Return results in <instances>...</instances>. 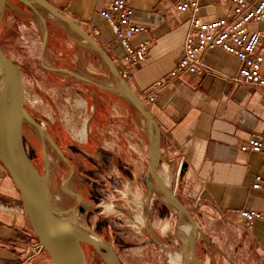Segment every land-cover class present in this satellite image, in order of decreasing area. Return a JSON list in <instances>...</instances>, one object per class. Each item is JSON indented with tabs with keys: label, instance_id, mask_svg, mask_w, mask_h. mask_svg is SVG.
Masks as SVG:
<instances>
[{
	"label": "crops",
	"instance_id": "1",
	"mask_svg": "<svg viewBox=\"0 0 264 264\" xmlns=\"http://www.w3.org/2000/svg\"><path fill=\"white\" fill-rule=\"evenodd\" d=\"M44 1L70 24L37 0H30L29 5L25 0H8V31L14 26L22 29V19L37 16L42 21L46 12L51 18L43 21L46 36L43 34L39 52L41 61L56 68L53 72L62 74L63 79L90 80L82 69L89 63L85 61L91 60L92 51L77 27L106 51L120 72H129L126 81L142 102V93L176 66L191 30L189 15H178L170 0H129L133 22L148 28L133 44L149 39L151 46L144 62L127 64L123 48L101 17L109 0ZM217 8L216 3L204 5V20L223 17V10L218 12ZM254 27L261 32L258 52L264 56V22ZM94 29L100 34L94 35ZM203 63L199 74L171 81L158 92L153 104L143 103L160 133L157 172L161 169L176 185L177 176L181 177L183 197L203 217L199 226L202 237L211 239L212 247L224 256V264H264V223L248 228L240 216L242 210L264 214V192L253 190L256 176L264 179V159L240 150L251 137L264 138V93L236 81L241 62L221 49L206 53ZM147 141L149 158V138ZM152 184L157 186L154 181ZM21 208L18 189L0 161V264H53L45 250L34 252L37 241ZM202 264L215 263L208 259Z\"/></svg>",
	"mask_w": 264,
	"mask_h": 264
},
{
	"label": "rangeland",
	"instance_id": "2",
	"mask_svg": "<svg viewBox=\"0 0 264 264\" xmlns=\"http://www.w3.org/2000/svg\"><path fill=\"white\" fill-rule=\"evenodd\" d=\"M217 9L224 8L218 5ZM4 17L0 42L6 55L20 66L24 108L31 118L24 119L22 127L26 151L45 177L53 206L103 241L122 264H178L175 258L184 249L188 220L146 184L150 160L144 118L125 100L101 88L116 84L95 53L90 52L91 60L82 69L88 81L63 79L53 72L56 68L41 61L39 52L46 36L43 21L51 18L49 14L44 12L42 21L37 16L22 19L21 31L17 26L8 31L7 9ZM102 160L105 172L98 170ZM158 173L164 177L161 169ZM177 179V185L170 180V189L197 225L196 264L208 259L224 264V256L212 247L211 239L202 237L203 217L183 197L181 177ZM151 187L161 194L152 182ZM82 246L88 264H105L94 248Z\"/></svg>",
	"mask_w": 264,
	"mask_h": 264
},
{
	"label": "water",
	"instance_id": "3",
	"mask_svg": "<svg viewBox=\"0 0 264 264\" xmlns=\"http://www.w3.org/2000/svg\"><path fill=\"white\" fill-rule=\"evenodd\" d=\"M37 1L54 16L70 24L47 2L44 0ZM7 6L8 0H0V31ZM74 28L85 40L88 48L98 56L115 81V88L102 86L101 88L104 91L113 92L117 97L125 100L144 118L151 146L150 167L147 171L149 188L169 206L184 215L188 220V225H192L191 231L184 240L182 252L183 256L186 257L187 264H193L189 255L193 256V262L196 264L194 246L197 239V225L188 209L176 198L171 189L165 186L157 172L160 133L156 121L130 84L121 76L116 64L106 51L94 39L77 27ZM26 118L31 119L24 108L22 71L20 66L6 55L0 42V161L18 189L33 234L53 264H88L82 244H88L94 248L105 264H122L111 249H107L105 244H100L94 240L77 221L68 219L64 212L53 206L46 180L36 169L26 151L22 132L23 122ZM33 123L35 124L34 121ZM35 126L43 134V130L36 124ZM152 181L157 184L161 194H158L150 186Z\"/></svg>",
	"mask_w": 264,
	"mask_h": 264
},
{
	"label": "built area",
	"instance_id": "4",
	"mask_svg": "<svg viewBox=\"0 0 264 264\" xmlns=\"http://www.w3.org/2000/svg\"><path fill=\"white\" fill-rule=\"evenodd\" d=\"M170 3L178 15H189L191 30L186 36L183 53L176 66L164 79L142 93V103L153 104L158 92L171 81L185 74H199L204 69V55L215 49H221L241 62L236 79L239 84L264 93V56L258 52L261 32L251 29V25L264 22V0H170ZM211 3L223 6V17L212 21L204 20L203 6ZM101 17L108 23L115 40L123 48L124 61L127 64L144 62L147 59L151 41L145 39L137 45L133 41L147 33L148 28L133 22L134 10L129 0H109L101 12ZM93 33L99 35L100 31L94 29ZM120 74L125 80L129 76L127 70ZM240 150L258 154L264 159V138L251 137ZM253 190L264 192V179L261 175L256 176ZM20 212L26 214L24 208ZM240 216L248 228L256 222L264 223V214L256 210H242ZM34 252H44L38 241L34 245Z\"/></svg>",
	"mask_w": 264,
	"mask_h": 264
},
{
	"label": "bare ground",
	"instance_id": "5",
	"mask_svg": "<svg viewBox=\"0 0 264 264\" xmlns=\"http://www.w3.org/2000/svg\"><path fill=\"white\" fill-rule=\"evenodd\" d=\"M88 132V131H87ZM41 136L44 138V137H46L47 135H45V134H42L41 133ZM166 167H167V165H166ZM170 167V166H169ZM167 169L168 168H166V171H167ZM159 176H160V178L163 180V182H164V184H165V186H167V187H169L170 188V180L167 178V177H163L162 175H160L159 174ZM45 178V177H44ZM174 194V193H173ZM154 196V195H153ZM153 199V198H152ZM151 201H153V200H151ZM66 215V214H65ZM66 217L68 218V216L66 215ZM69 219V218H68ZM188 223V222H187ZM132 227H134V225L132 226ZM175 227V226H174ZM191 229H192V225L190 224V225H187L185 228H184V239L185 238H187V236H188V234H189V232L191 231ZM167 231V230H166ZM90 237H92L94 240H96L97 242H99L100 244H104V242L103 241H101L100 239H98V238H96V237H93L92 235H90ZM108 246V245H107ZM177 249V248H176ZM181 249V248H180ZM172 250H174V249H172ZM182 251H183V249H182ZM185 258L186 257H184L183 256V252L181 253V254H179V255H177L176 256V262H178V264H184V262H185ZM189 258L193 261L194 260V258H193V256L192 255H189ZM196 262V261H195Z\"/></svg>",
	"mask_w": 264,
	"mask_h": 264
},
{
	"label": "flooded vegetation",
	"instance_id": "6",
	"mask_svg": "<svg viewBox=\"0 0 264 264\" xmlns=\"http://www.w3.org/2000/svg\"><path fill=\"white\" fill-rule=\"evenodd\" d=\"M98 164V166L100 167L98 170L99 171H103V172H105L104 170V166H102V165H105V162L102 160V161H100L99 163H97ZM94 171V170H93ZM94 174V173H93ZM91 172L89 173V175H93ZM96 174V173H95ZM95 182V181H94ZM147 185H148V183H146ZM85 253V252H84Z\"/></svg>",
	"mask_w": 264,
	"mask_h": 264
},
{
	"label": "trees",
	"instance_id": "7",
	"mask_svg": "<svg viewBox=\"0 0 264 264\" xmlns=\"http://www.w3.org/2000/svg\"><path fill=\"white\" fill-rule=\"evenodd\" d=\"M35 240L38 241V239L35 237ZM39 242V241H38Z\"/></svg>",
	"mask_w": 264,
	"mask_h": 264
}]
</instances>
